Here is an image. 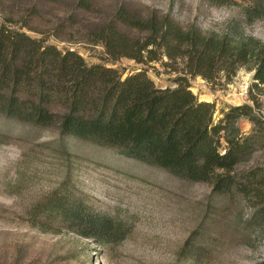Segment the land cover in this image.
I'll return each instance as SVG.
<instances>
[{"label":"trees","instance_id":"trees-1","mask_svg":"<svg viewBox=\"0 0 264 264\" xmlns=\"http://www.w3.org/2000/svg\"><path fill=\"white\" fill-rule=\"evenodd\" d=\"M90 7L86 0L76 4L81 10ZM262 13L264 6L258 1L249 10L250 15ZM119 26L144 36H130ZM22 27L32 29L27 21ZM88 37L104 48L110 61L181 58L184 75L177 77L173 88L156 87L143 69L123 77L104 64H87L74 50H59L44 38L30 37L0 22V116L38 127L56 126L63 137L113 149L188 183L208 184L211 197L239 195L255 209L246 221L248 227L262 225L264 166L235 171L264 138L260 131L244 134L238 119H249L259 130L264 129V120L253 114L252 105L244 103L229 108L213 124L214 105L198 101L187 76L212 81L222 72L228 79L238 67L251 63L254 87L264 93V45L206 39L197 30L181 31L164 17H137L125 6L90 30ZM251 101L255 105L257 100L252 97ZM8 139V133L0 132V144ZM29 214L42 231L73 232L98 244L120 240L127 233L121 220L62 188L34 203ZM194 238L191 233L179 251L187 261L204 254Z\"/></svg>","mask_w":264,"mask_h":264},{"label":"rangeland","instance_id":"rangeland-1","mask_svg":"<svg viewBox=\"0 0 264 264\" xmlns=\"http://www.w3.org/2000/svg\"><path fill=\"white\" fill-rule=\"evenodd\" d=\"M80 0H0V22L33 38H44L59 50L78 52L87 64H104L122 73L146 71L156 87H175L184 75L181 58L136 63L121 57L110 61L88 33L100 26L120 6L140 18L133 0H86L89 10L76 8ZM264 6V0H257ZM234 3L235 0H213ZM247 2V0H244ZM71 18L72 21L66 20ZM29 22L32 29L22 27ZM70 23V24H69ZM238 25V23H237ZM239 27V25H238ZM126 34L142 38L143 32L119 26ZM251 63L240 66L228 79L219 73L212 81L188 77L198 101L214 105L212 123H218L232 106L250 104L264 120V93L254 87ZM249 82L252 90L241 95ZM250 90V89H248ZM256 98L255 105L251 98ZM244 134L260 131L249 119L239 118ZM264 128V122H263ZM6 143L20 145L22 159L0 175V194L17 199L18 210L0 206V264H260L264 261V223L249 226L239 195L211 197L210 186L188 183L161 168L118 154L115 150L60 135L56 126L38 127L0 116ZM41 137L44 141H41ZM264 166V138L236 173ZM56 188L85 197L93 207L122 221L124 238L98 244L73 232L42 231L29 214L34 203ZM193 233L204 254L196 261L180 257L184 240Z\"/></svg>","mask_w":264,"mask_h":264},{"label":"clouds","instance_id":"clouds-1","mask_svg":"<svg viewBox=\"0 0 264 264\" xmlns=\"http://www.w3.org/2000/svg\"><path fill=\"white\" fill-rule=\"evenodd\" d=\"M133 4L143 14L170 19L183 32L197 30L206 39H228L234 45L249 41L264 45V13L249 14L250 9L257 7V0H235L234 3L213 0H133ZM41 141H44L43 137ZM23 151L15 143L0 144V175L7 173L22 159ZM0 206L18 210L17 199L7 194H0ZM254 212L253 208H245L244 219H251Z\"/></svg>","mask_w":264,"mask_h":264},{"label":"built area","instance_id":"built-area-1","mask_svg":"<svg viewBox=\"0 0 264 264\" xmlns=\"http://www.w3.org/2000/svg\"><path fill=\"white\" fill-rule=\"evenodd\" d=\"M248 89H249V82L245 81L243 83V86H241V92H240V94L241 95L246 94L249 91Z\"/></svg>","mask_w":264,"mask_h":264}]
</instances>
